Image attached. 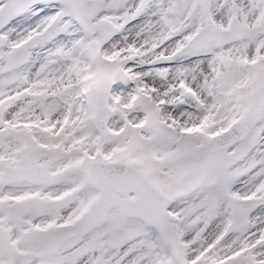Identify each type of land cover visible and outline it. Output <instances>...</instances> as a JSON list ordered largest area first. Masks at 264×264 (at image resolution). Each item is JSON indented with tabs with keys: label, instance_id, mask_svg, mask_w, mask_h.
I'll list each match as a JSON object with an SVG mask.
<instances>
[{
	"label": "snow or ice",
	"instance_id": "obj_1",
	"mask_svg": "<svg viewBox=\"0 0 264 264\" xmlns=\"http://www.w3.org/2000/svg\"><path fill=\"white\" fill-rule=\"evenodd\" d=\"M0 264H264V0H0Z\"/></svg>",
	"mask_w": 264,
	"mask_h": 264
}]
</instances>
